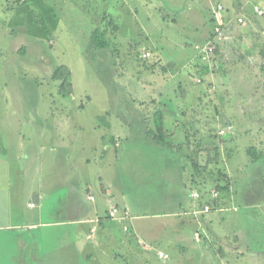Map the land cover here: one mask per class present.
I'll return each instance as SVG.
<instances>
[{
    "label": "rangeland",
    "instance_id": "1",
    "mask_svg": "<svg viewBox=\"0 0 264 264\" xmlns=\"http://www.w3.org/2000/svg\"><path fill=\"white\" fill-rule=\"evenodd\" d=\"M239 1L250 17L204 63L194 44L227 35L213 12L230 0H0V264H264V0ZM111 17L110 47L95 50L91 34ZM61 66L67 96L52 78ZM158 111L171 147L148 134ZM21 142L43 163L17 156ZM100 184L133 215L134 244L90 242L96 224L80 215ZM218 184L237 211L205 214L217 218L208 226L171 217L195 187ZM115 221L119 240L130 229Z\"/></svg>",
    "mask_w": 264,
    "mask_h": 264
},
{
    "label": "crops",
    "instance_id": "2",
    "mask_svg": "<svg viewBox=\"0 0 264 264\" xmlns=\"http://www.w3.org/2000/svg\"><path fill=\"white\" fill-rule=\"evenodd\" d=\"M217 5L218 6L219 5H222L224 7V11L222 13L223 23L220 22V25H221V27H225V31L228 30V33H227V35L226 34L224 35V32H223V38L224 39L222 41L223 42V45L222 46H224V45H227L228 46L229 45L228 42H232L233 39L235 38V33H234V28H233V25H235V18L237 20L240 17H244L246 19L249 18L250 16L247 13L248 7L245 6V4L243 2H241V1H239V0H230V2L228 4H223L221 2H218ZM209 7L210 8L208 10L212 9L213 6L210 5ZM256 9H258V8H255V13H256ZM234 12L237 13V14L234 17H232V15L234 14ZM226 21H228V23ZM240 24L241 23H238V21H237V25H240ZM235 27H236V25H235ZM263 37H264V32H263ZM202 38H203V40H201V42H203V43H196V44H194L195 55H194L193 58L197 57L200 60H201V55L196 50V47L197 46L204 47V46L210 44L212 42V40L214 39L212 37H207V34L206 33L202 35ZM220 46H221V42L216 47L215 53L218 52V50L220 49ZM258 111H261V110H256V109L255 110H250V107H249V112L250 113H256ZM262 111H263V109H262ZM262 111L261 112H258V113L262 114L263 113ZM247 124H249V123H247ZM41 131H42V129H41ZM25 137H26V135H25ZM44 139L45 140H48V137L46 135H44ZM1 141H2V139L0 138V145H1ZM24 143L25 142H21V146L24 149H23V151L19 152L17 154V156L26 155L28 159H31V160L32 159H35L36 161H38V158H40V160L43 163L42 155H39L40 152H38L37 149H33L32 147H27L26 145L24 146ZM1 147H2V145H1ZM3 152H4V155L5 156L8 155V149L7 148L4 147V151ZM52 153H53V156H52L51 160H52V163L55 164L56 162L60 161L61 152H59L56 148H54L52 150ZM54 156H55V158H54ZM261 158H263V157H260V159ZM87 161L89 162V160H87ZM56 170H57V167H56ZM57 171L59 172V170H57ZM68 174H69V176H67V178H70V180H71L72 175L69 172H68ZM74 180H76V178ZM73 184L75 185L74 182H73ZM78 184L80 185V181H78ZM197 187L199 189H196V187H195V189L193 190V192L199 191V192H202L203 194H206L207 193V196H206V199L205 200L211 199V196L209 195V193L211 191L209 189L207 190V188H204V187H201V188L199 186H197ZM76 189L79 191L81 189V186L76 187ZM69 190H72V188H69ZM25 191H23V193ZM41 191H42V189H41ZM99 191H102V193H103L102 196L96 195L94 189H92V188L91 189L90 188L87 189V191H86V199H87V201L90 202V210H87L86 212H84V209H85L84 208L82 210V212H81V215H80V216H82L85 219L87 217L88 221L91 224H94V223L96 224V225H93L92 227H90V233H89L90 236H88L89 239H90V242L91 243H99V242L101 243L102 242L101 240L105 239V241L108 240L109 243L117 244V243H120L121 242L120 240L122 239V242H121L122 244L124 242H129L130 244L131 243L134 244L135 243V240H137L136 239L137 238V234L135 232V228L137 229V232L140 233V231L138 230V226H136V224L134 223V220L135 219H134L133 215L129 212V210L127 209V207H125V206L120 207V205L115 202V197L112 196V193L108 189L106 190L105 189V186H103L102 184H100ZM233 194H234V192L232 190H229V193L228 192L226 194L224 193V195L221 194L220 195L221 197L219 198V201H218L219 206H218V203H216L215 206H214V209L210 213H207L206 216H208V215H210L212 213H216V214L222 215L223 213L235 212L234 211V208H236V207L233 205L234 204L233 203L234 202V200H233V198H234L233 197ZM38 199H39V197H38ZM192 200H193L192 201L193 204L191 205V207L189 209H185L184 207L181 206L180 207V210L177 213H175L174 216L172 215L171 217L177 218V217H182V216H186V217L188 216L189 217L188 219H191V220L195 221L196 224H199V223L201 224V221H199V219H198V217L200 215L201 218H202V220L204 221V224L207 223V226H208V223L213 222L214 220L217 219V218H213V217H210L208 219H205L206 218V217H204L205 214H199L198 215V214H195L193 212H192L193 214L191 215L190 213H191L192 210L193 211L199 210V208L201 206V202L196 201L193 197H192ZM228 203H230L231 205L228 206ZM115 206H117L122 212H126L128 214V217L126 218V220H124L123 222H121V223H124L121 226V228H123L124 225L127 224L128 227H129V229H130V230L128 229L130 232L128 231V232L124 233L122 231V233H123V236L122 237L123 238H119V240L114 236V234H115L114 232L117 230L116 224H118L119 222H117L115 220H110L109 219V215H108L109 214V211L113 207H115ZM28 208H31V209L34 208V205L31 204V203H29L28 204ZM221 209H222V211H220ZM193 215H195V216H193ZM196 221H198V222H196ZM20 225H16L15 224V225H12L11 227L20 226ZM27 226L30 227L31 225H27ZM93 228L98 229L97 230V233H100L101 230H102V235L94 239L95 234L92 233V229ZM207 228L210 229L209 227H207ZM208 229H206V230H208ZM123 230H124V228H123ZM140 234H142V232ZM236 235L237 236H236L235 239L236 240L238 239L239 242H237V243H240V240H241L240 235L239 234H236ZM99 238H100V240H98ZM92 241H94V242H92ZM79 242H82V241H79ZM259 243H260V246L259 247H260L261 251H263L262 252V254H263L264 253V249H262L263 248L262 245L264 243L263 242H260V241H259ZM148 249H150V248H148ZM220 251H222V248H220ZM245 251L243 252L241 250L239 252H242L243 254H245ZM160 253H162V252H159V254ZM86 256H87L86 259H88L90 257V253H87ZM114 257H116V258H114ZM114 257H112V258H114V260L118 263V259H117V256L115 254H114ZM260 257H261V254L260 255H257V256L255 254H252L251 257H248V256L245 255V257H244L243 260H246V261H249V262H250V260H255L254 264H261V262L259 261ZM30 258H32V261L34 260L33 261V264H39V257L38 256L35 258V256L30 255L29 259ZM22 264H25V263H22ZM221 264H223V262H221Z\"/></svg>",
    "mask_w": 264,
    "mask_h": 264
},
{
    "label": "trees",
    "instance_id": "3",
    "mask_svg": "<svg viewBox=\"0 0 264 264\" xmlns=\"http://www.w3.org/2000/svg\"><path fill=\"white\" fill-rule=\"evenodd\" d=\"M110 28H113L114 30L118 29V25L116 24L115 19L112 17L109 19V22L105 26L104 29H102L101 27H98L93 31V33L91 34V44L95 50L109 49L110 42H109V39L107 37L108 36L107 31ZM52 78H53V80H58L61 82V84H60L61 90L60 91L64 96H67L70 93L68 88L71 87V72H70V70L66 67L61 66V67L56 69ZM154 126H155V129L153 131L148 132L149 136H151L154 143L158 146H161V147H171L169 145V142L167 140V136L165 134L164 117H163L162 111H158L155 113V125ZM247 153L252 158L253 161H257L261 157L257 148H255V147L248 148ZM195 170L199 171V167L197 166V164L195 166ZM213 190L218 192L219 195H221V194L227 193V191L229 190V186H228V184H224V185L218 184V185H216V187L213 188ZM208 200L203 199L202 201H200L201 202L200 208H203L205 203H209L212 206H215V204L218 203V201H214L212 199H208ZM218 206H219V203H218ZM203 234L204 233H202V235ZM196 235H198V234H196Z\"/></svg>",
    "mask_w": 264,
    "mask_h": 264
},
{
    "label": "built area",
    "instance_id": "4",
    "mask_svg": "<svg viewBox=\"0 0 264 264\" xmlns=\"http://www.w3.org/2000/svg\"><path fill=\"white\" fill-rule=\"evenodd\" d=\"M224 11V7L222 5H219L217 7L216 10H214L213 12V19L216 20V22L218 21L219 22V25H220V22L222 23L221 19H222V12ZM256 13L258 16H263L264 15V11L260 10V9H256ZM217 22V23H218ZM238 22L239 23H243V19L242 18H239L238 19ZM221 26V25H220ZM217 32L220 34L219 36L215 37V40H212V42L204 47L202 46H197L196 47V50L200 53L201 55V60L206 63L208 61V59L210 58L211 55H214L215 51H216V47L219 45V43L221 41H223V33L218 29ZM148 57H150V54L149 53H145L143 55V58L144 59H147ZM222 133H225V132H222ZM209 195L211 196V199L214 200V201H219V198H220V195L218 192L216 191H211L209 193ZM206 196H207V193L206 194H203L202 192H199V191H195L193 192L192 194V197L196 200V201H202L203 199L205 200L206 199ZM93 199V198H92ZM214 209V206H212L211 204L209 203H205L204 207L203 208H199V210H196L194 213L197 214H207V213H210L212 210ZM222 211V209L220 210ZM234 211H237V208H234ZM109 217L113 220H118L120 222H123L124 220H126V218L128 217V214L126 212H122L117 206L113 207L110 211H109ZM124 229L126 231H128L129 227L128 226H125ZM96 230L93 228L92 229V233H94ZM159 257L161 259H167L168 256L163 254V253H160L159 254Z\"/></svg>",
    "mask_w": 264,
    "mask_h": 264
}]
</instances>
